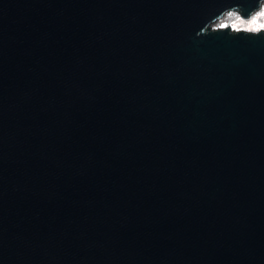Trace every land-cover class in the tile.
<instances>
[{"label": "water", "instance_id": "1", "mask_svg": "<svg viewBox=\"0 0 264 264\" xmlns=\"http://www.w3.org/2000/svg\"><path fill=\"white\" fill-rule=\"evenodd\" d=\"M264 0H0V264H264Z\"/></svg>", "mask_w": 264, "mask_h": 264}, {"label": "rangeland", "instance_id": "2", "mask_svg": "<svg viewBox=\"0 0 264 264\" xmlns=\"http://www.w3.org/2000/svg\"><path fill=\"white\" fill-rule=\"evenodd\" d=\"M234 26L235 29L242 28L252 31H259L260 29H264V11L259 12L258 14L252 16L249 20H244L241 18L238 21H236Z\"/></svg>", "mask_w": 264, "mask_h": 264}, {"label": "built area", "instance_id": "3", "mask_svg": "<svg viewBox=\"0 0 264 264\" xmlns=\"http://www.w3.org/2000/svg\"><path fill=\"white\" fill-rule=\"evenodd\" d=\"M264 11V1L262 2V4H261V7H260V9L258 10V11H256L252 16H254V15H256V14H258L259 12H263ZM226 14H228V13H226ZM225 14V15H226ZM229 14H230V18H229V24H230V26L232 27V28H234L235 29V23H236V21H238L239 19H241V16H240V14L238 13V12H229ZM224 17V16H223ZM222 17V18H223ZM222 18L220 19V20H217L215 23H213L212 24V26L214 27V28H219V27H225V26H221L220 24H221V22H222Z\"/></svg>", "mask_w": 264, "mask_h": 264}, {"label": "bare ground", "instance_id": "4", "mask_svg": "<svg viewBox=\"0 0 264 264\" xmlns=\"http://www.w3.org/2000/svg\"><path fill=\"white\" fill-rule=\"evenodd\" d=\"M229 18H230V14L228 12V14L224 15V17L222 18V22H221V26H230L229 24ZM217 28V27H216Z\"/></svg>", "mask_w": 264, "mask_h": 264}]
</instances>
